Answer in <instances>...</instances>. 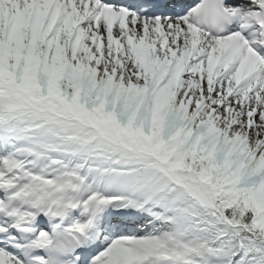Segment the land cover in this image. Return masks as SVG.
<instances>
[{
  "label": "snow or ice",
  "instance_id": "6c2138e0",
  "mask_svg": "<svg viewBox=\"0 0 264 264\" xmlns=\"http://www.w3.org/2000/svg\"><path fill=\"white\" fill-rule=\"evenodd\" d=\"M0 264H264V0H0Z\"/></svg>",
  "mask_w": 264,
  "mask_h": 264
}]
</instances>
